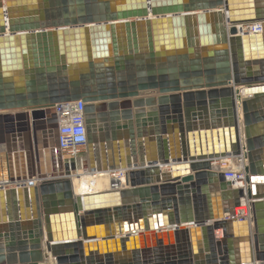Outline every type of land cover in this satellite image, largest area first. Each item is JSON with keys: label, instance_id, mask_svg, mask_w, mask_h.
<instances>
[{"label": "water", "instance_id": "1", "mask_svg": "<svg viewBox=\"0 0 264 264\" xmlns=\"http://www.w3.org/2000/svg\"><path fill=\"white\" fill-rule=\"evenodd\" d=\"M76 100L68 160L54 106ZM263 123L264 0H0V264H264Z\"/></svg>", "mask_w": 264, "mask_h": 264}, {"label": "built area", "instance_id": "2", "mask_svg": "<svg viewBox=\"0 0 264 264\" xmlns=\"http://www.w3.org/2000/svg\"><path fill=\"white\" fill-rule=\"evenodd\" d=\"M262 29L260 23H250L245 25L243 30L246 32L257 33ZM84 103L81 100L70 101V102H60L56 104L55 112L57 115L58 123V139H59V149L62 157L68 160H77L85 155L87 147L86 138V126L84 122ZM240 163L236 161L234 164L228 165L227 167H222L225 178L232 183V186L245 188L246 182H244V171H243V159L242 157H237ZM236 158V159H237ZM223 165V164H221ZM113 177L120 180L119 176H124L126 174L125 170H115L110 171ZM124 183L119 184L123 186ZM16 182L0 181V188H10L15 187ZM114 185H117L114 183ZM248 203L244 202L240 206L235 208L236 216L239 218H246L249 216Z\"/></svg>", "mask_w": 264, "mask_h": 264}, {"label": "bare ground", "instance_id": "3", "mask_svg": "<svg viewBox=\"0 0 264 264\" xmlns=\"http://www.w3.org/2000/svg\"><path fill=\"white\" fill-rule=\"evenodd\" d=\"M222 159V164L219 165L222 167H227L228 165L234 164L236 161L240 163V160H238L237 157H232V156H225L221 157ZM237 158V159H236ZM113 177L111 173H105V172H96L94 171L93 174L89 173H84L82 171L75 172L74 175H72V183L74 186V191L76 194L79 193H88V192H94V190H102L108 188L110 178ZM119 184L124 183V179L122 176H119ZM83 182H87L88 186ZM220 235V234H219ZM218 235V236H219Z\"/></svg>", "mask_w": 264, "mask_h": 264}, {"label": "crops", "instance_id": "4", "mask_svg": "<svg viewBox=\"0 0 264 264\" xmlns=\"http://www.w3.org/2000/svg\"><path fill=\"white\" fill-rule=\"evenodd\" d=\"M244 28V27H243ZM258 129L259 130H261V131H263L264 132V123L262 124V125H259L258 126ZM5 147H6V143H1L0 142V171L2 170V169H4L5 167H6V165H7V163H8V156H7V153H6V151L4 150L5 149ZM260 149H263L264 150V146H262ZM222 159L223 158H220V159H216V161H215V163H214V165L215 166H217L218 168L219 167H221V166H219V165H221L223 162H222ZM222 162V163H221ZM45 163V162H44ZM17 168H18V171H19V174L22 176L23 175V171H24V175L26 176V161H25V158H21V157H18V160H17ZM42 170L44 171V172H46V166H45V164H43V166H42ZM89 174H93V172H88ZM75 174V172L73 173V175ZM28 181V179L27 180H21V182H23V183H26ZM85 185H86V187L88 186L87 184V182H83ZM209 203V202H208ZM220 234V235H219ZM215 235H216V239H220L221 237H222V231L221 230H216L215 231ZM219 235V236H218ZM238 243H239V241L237 242V244L236 245H238ZM239 247H240V249L242 250V247L240 246V245H238ZM235 254L236 255H238V254H241V253H239V252H235Z\"/></svg>", "mask_w": 264, "mask_h": 264}]
</instances>
